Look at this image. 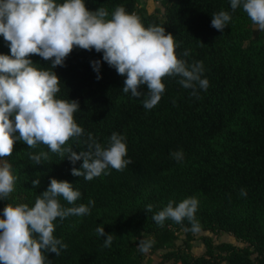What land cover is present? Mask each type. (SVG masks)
<instances>
[{
  "label": "trees",
  "instance_id": "1",
  "mask_svg": "<svg viewBox=\"0 0 264 264\" xmlns=\"http://www.w3.org/2000/svg\"><path fill=\"white\" fill-rule=\"evenodd\" d=\"M159 2L162 10L155 13H148L138 0H85V5L90 11L105 8L108 18L123 6L145 27H164L174 36L178 58L188 64L202 62L207 90L197 87L193 96L178 83L180 77H165L161 99L145 109L146 86L138 89L144 96L133 98L122 91L126 77L108 66L102 53L74 48L64 66L51 69L60 79L57 98L79 103L74 119L84 130L63 147L79 154L91 142L89 134L107 147L115 132L125 137V158L132 163L123 171L106 169L109 174L88 181L71 174L72 168H81L82 159L73 164L67 153L62 157L43 144L29 148L20 140L12 155L2 159L17 179L14 191L0 200V218L6 204L34 206L51 178L67 181L81 193L74 205L59 197L62 207L94 201L90 214L54 221V236L67 248L58 256L45 251L46 264H145V252L137 248L141 239L154 240L149 251L162 252L163 263L264 264V31L242 6L233 11L230 0ZM219 11L231 16L223 32L211 26L212 14ZM0 54L10 55L2 35ZM29 59L50 70L51 61L38 55ZM96 60L99 80L91 65ZM175 151L183 152L182 161L170 155ZM41 152L48 159L34 164L29 155ZM37 179L34 188L32 181ZM241 189L246 196L240 195ZM189 197L198 200V232L227 233L245 246L215 244L202 237L205 251L195 256L192 242L198 232L189 230L186 219L181 224L167 219L163 227L152 219L170 200L175 206ZM148 204L153 205L151 212L145 211ZM97 226L113 235L110 247H103L106 235L99 236Z\"/></svg>",
  "mask_w": 264,
  "mask_h": 264
},
{
  "label": "clouds",
  "instance_id": "2",
  "mask_svg": "<svg viewBox=\"0 0 264 264\" xmlns=\"http://www.w3.org/2000/svg\"><path fill=\"white\" fill-rule=\"evenodd\" d=\"M234 11L242 6L253 24L264 31V0H230ZM109 13L103 7L90 11L85 0H0V35L8 43L10 55L0 54V160L11 156L17 140L29 148L43 144L53 152L75 164L83 161L81 168L71 169L73 176L91 181L101 174H109L106 169L123 171L129 164L126 159L125 137L113 132L107 147L92 139L86 150L77 154L72 148L63 147L73 137L83 135V128L74 119L79 110L76 100L58 99L60 79L51 69L64 66L65 59L74 48L102 53V59L114 68L118 75L126 77L122 91L133 98H140L145 109H152L165 91L162 82L165 77H180L178 83L191 89L197 95V87L207 90L208 80L202 79V62L188 64L176 55L177 43L171 33L162 26H144L140 17L129 13L123 6H117ZM231 20L226 11L212 14L211 26L223 32ZM38 55L51 61L50 70L38 68L29 57ZM185 57L188 51L183 53ZM93 70L100 79V61H92ZM18 133V135H16ZM170 155L177 161L183 160V152ZM34 164L47 160V153L30 154ZM16 177L9 163H0V200L7 199L14 191ZM39 180H33L37 187ZM241 196H246L244 189ZM59 197L74 205L81 193L74 190L67 181L50 179L48 188L36 196L34 206L27 204H6L0 218V264H46L45 251L60 255L67 245L54 236V221L69 216L90 214L88 204L62 207ZM198 200L189 197L174 206L169 201L152 219L164 226L167 219L177 224L186 219L190 231L200 230L195 218ZM153 205H146L151 212ZM99 236H105L104 228L95 229ZM113 235L107 234L103 247H110ZM154 244L153 239H141L137 245L140 252H148Z\"/></svg>",
  "mask_w": 264,
  "mask_h": 264
},
{
  "label": "rangeland",
  "instance_id": "3",
  "mask_svg": "<svg viewBox=\"0 0 264 264\" xmlns=\"http://www.w3.org/2000/svg\"><path fill=\"white\" fill-rule=\"evenodd\" d=\"M139 5L144 7L148 13H155L157 10L161 11L162 7L160 5L159 0H138ZM4 161L0 160V163H3ZM184 236L181 234L180 238L182 239ZM202 237H209L213 240L215 244L218 243H230L232 245H235L237 247H243L245 246L243 243L238 242L234 237H232L230 234H220L215 235L208 231H201L195 234L194 241L192 242V253L195 256L202 255L205 251L204 245L202 243L201 238ZM181 239L176 243L177 245L181 244ZM162 252H156L151 253L150 251L145 252V264H169V263H163L162 258L160 255Z\"/></svg>",
  "mask_w": 264,
  "mask_h": 264
}]
</instances>
